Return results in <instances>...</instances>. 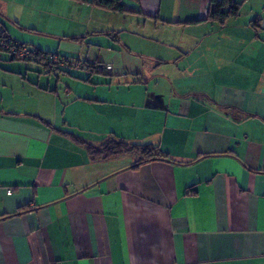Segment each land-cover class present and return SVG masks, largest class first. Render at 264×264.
<instances>
[{"label":"crops","instance_id":"0c3cea01","mask_svg":"<svg viewBox=\"0 0 264 264\" xmlns=\"http://www.w3.org/2000/svg\"><path fill=\"white\" fill-rule=\"evenodd\" d=\"M25 1L0 0L9 38L85 64L0 53V264H264V0L224 24L210 0ZM112 138L168 157L91 155Z\"/></svg>","mask_w":264,"mask_h":264},{"label":"trees","instance_id":"16d2710c","mask_svg":"<svg viewBox=\"0 0 264 264\" xmlns=\"http://www.w3.org/2000/svg\"><path fill=\"white\" fill-rule=\"evenodd\" d=\"M74 1H78L81 3H89L104 10H112L121 13L126 11L121 2L122 0H74ZM241 6H242V2L236 0H210L209 10L207 12L206 19L211 21H216L219 24H224V22L228 18L238 16ZM1 29H2V36L7 41V46H10L14 43H19L11 40L8 34L5 32V30L2 27ZM6 49L7 48H3L0 50L6 51ZM32 49L35 51L36 58L30 60H34L39 64L46 66L47 68H49V70H58V69L67 70V68L72 67L75 62H80L81 63L80 67L84 66L85 64V62H81L78 59L75 60L65 55H60L57 52H44L42 50L33 47ZM49 54L59 55L60 57L65 58L67 60L66 61L67 63L63 66L48 64L47 59ZM11 58L15 59L14 57ZM88 149L91 152L92 156H102V157H109L111 155H115L118 153L138 152L139 158L132 165V168H138L143 163L149 162L153 159H158V158L167 159L168 157L166 153L162 152L155 145L128 143L125 140L116 139V138L106 140L104 143L101 144L99 148H96L91 144H88Z\"/></svg>","mask_w":264,"mask_h":264},{"label":"rangeland","instance_id":"374dc122","mask_svg":"<svg viewBox=\"0 0 264 264\" xmlns=\"http://www.w3.org/2000/svg\"><path fill=\"white\" fill-rule=\"evenodd\" d=\"M34 2H36L35 3V6H33L32 1H31V3H27V1H25L24 4L20 6V8H22L23 12L26 15H27V11H29L28 17L30 18V20L31 19H35V20L40 21V22L48 21L49 19L51 21H53V20H59V18L57 16H55L54 14H51V11L49 10L50 9L49 0H35ZM35 7H36V10H33L32 11L31 8H35ZM33 12H35L34 16L31 15ZM26 15H25V17H26ZM45 35H47V34L39 33L37 35V38L40 39V40H47V39L50 38V37H47ZM32 36H35V35H32ZM40 40L38 42L34 41L33 43H35L36 45H42V47H44V48L45 47L51 48L54 45V44L51 43V41L48 42V43H44V42H42ZM35 44H24V45L32 48L33 46H35ZM36 47H38V46H36ZM0 53L2 55L7 56L8 58H11L10 53L7 52V51H5V50H0ZM58 53L60 55H65V56L70 57V58H73L75 60L78 59L75 56H69L67 54H62L60 52H58ZM12 61H14V62H21V63H28V64H31V63L34 64L36 62L34 60H21V59H13ZM73 68H75V67L74 66L69 67V69H73ZM75 69H78V68H75Z\"/></svg>","mask_w":264,"mask_h":264},{"label":"built area","instance_id":"2783aa9c","mask_svg":"<svg viewBox=\"0 0 264 264\" xmlns=\"http://www.w3.org/2000/svg\"><path fill=\"white\" fill-rule=\"evenodd\" d=\"M7 48L6 51L10 53L11 57H14L15 59H21V60H30L33 58H36L35 51L20 43H14L10 46H7V41L2 36V29L0 28V49ZM67 60L63 57H60L59 55L49 54L47 62L48 64L57 65V66H63L67 62ZM75 68H79L81 66L80 62H75L73 64ZM95 67L99 70L104 68V65L102 64H96ZM8 193L11 192L10 189L7 190Z\"/></svg>","mask_w":264,"mask_h":264}]
</instances>
